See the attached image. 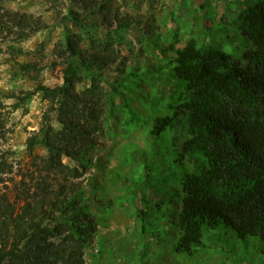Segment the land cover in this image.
Listing matches in <instances>:
<instances>
[{
  "label": "rangeland",
  "instance_id": "1",
  "mask_svg": "<svg viewBox=\"0 0 264 264\" xmlns=\"http://www.w3.org/2000/svg\"><path fill=\"white\" fill-rule=\"evenodd\" d=\"M253 1L0 0V97L6 105L0 147L16 152L17 185L24 177L25 189L32 187L29 174L48 153L37 146V158L29 154L49 104L40 92L17 103L27 92L65 85L78 105L64 119L79 122L97 143L83 156L86 170L76 179L88 191V178L97 182L85 264H264L263 242L231 227L204 230L191 254L176 250L181 182L191 166L179 160L168 128L151 133L154 119L172 112L184 86L173 75L171 45L194 38L238 59L248 43L232 17ZM59 101L50 119L56 130L62 128ZM62 162L82 170L74 157L62 155ZM3 190L15 197L13 183Z\"/></svg>",
  "mask_w": 264,
  "mask_h": 264
},
{
  "label": "trees",
  "instance_id": "2",
  "mask_svg": "<svg viewBox=\"0 0 264 264\" xmlns=\"http://www.w3.org/2000/svg\"><path fill=\"white\" fill-rule=\"evenodd\" d=\"M232 18L248 43L238 59L198 45L194 38L182 47L171 45L173 75L184 86L173 98L172 112L156 117L152 126L153 135L170 130L179 160L191 166L181 182L176 246L187 254L200 244L204 230L220 226L264 244V0L250 2ZM222 19L228 21L226 15ZM35 92L47 100L49 113L30 137L28 151L33 160L37 146L48 153L30 172L33 184L25 189L24 177L20 187L15 180L16 152L0 147V264H85V248L94 233L90 208L97 182L89 177L88 191L76 179L86 170L83 156L97 143L83 134L79 122L64 119L78 105L65 85L40 86L17 103ZM59 99L62 128L56 130L50 119ZM5 107L0 97V145L5 141ZM62 155L74 157L82 170L69 169ZM36 173L42 178L36 179ZM7 183L15 186L14 198L3 190Z\"/></svg>",
  "mask_w": 264,
  "mask_h": 264
}]
</instances>
